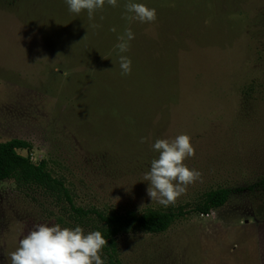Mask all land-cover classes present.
<instances>
[{
	"label": "rangeland",
	"instance_id": "obj_1",
	"mask_svg": "<svg viewBox=\"0 0 264 264\" xmlns=\"http://www.w3.org/2000/svg\"><path fill=\"white\" fill-rule=\"evenodd\" d=\"M127 2L89 19L65 0H0V142H30L18 152L45 160L78 206L185 212L163 233L118 236L117 264H264V0H132L156 10L150 23L125 19ZM182 133L202 175L165 207L144 174L155 140ZM218 187L225 204L195 211ZM37 223L92 232L42 190L0 180V264Z\"/></svg>",
	"mask_w": 264,
	"mask_h": 264
},
{
	"label": "clouds",
	"instance_id": "obj_2",
	"mask_svg": "<svg viewBox=\"0 0 264 264\" xmlns=\"http://www.w3.org/2000/svg\"><path fill=\"white\" fill-rule=\"evenodd\" d=\"M105 2L112 7L117 6V0H65L70 12L79 14L87 11L89 19L104 7ZM124 9V18L129 21L150 23L157 18L156 10L143 3L128 0ZM132 39L134 33L128 28L118 37L115 49L119 53L128 52ZM131 63L129 57L119 55L122 75L131 73ZM190 140L183 133L173 139L155 140L152 148L158 156L151 161L150 170L144 174V181L149 182L147 194L151 201L165 207L174 204L186 192L188 185L201 178L199 171L190 169L184 163L195 154ZM140 142L144 143L145 138H141ZM106 245L107 240L100 231L85 234L80 226L68 228L59 224L37 223L22 235L16 249L8 255L11 264H104L100 253Z\"/></svg>",
	"mask_w": 264,
	"mask_h": 264
},
{
	"label": "trees",
	"instance_id": "obj_3",
	"mask_svg": "<svg viewBox=\"0 0 264 264\" xmlns=\"http://www.w3.org/2000/svg\"><path fill=\"white\" fill-rule=\"evenodd\" d=\"M262 31L264 32V27ZM252 89L253 85L248 86L245 93ZM21 149L30 151L31 143L18 138L0 142V180L11 178L20 186H34L42 190L61 204L62 209L67 211L80 225L90 228L91 231H100L107 240V245L103 250L110 264H117L118 236L140 231L153 234L163 233L185 213L181 208H147L141 212L133 210L121 212L78 206L74 201V193L66 185L65 180L54 176L45 160L34 163L30 154L22 155L18 152ZM258 183L262 185L264 192V176ZM230 193L227 187L208 190L194 210L208 214L212 209L225 204Z\"/></svg>",
	"mask_w": 264,
	"mask_h": 264
}]
</instances>
